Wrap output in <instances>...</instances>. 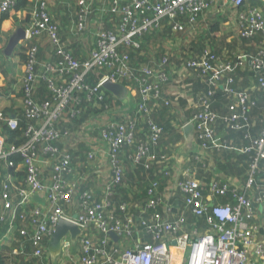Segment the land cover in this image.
Returning a JSON list of instances; mask_svg holds the SVG:
<instances>
[{
  "label": "built area",
  "instance_id": "obj_1",
  "mask_svg": "<svg viewBox=\"0 0 264 264\" xmlns=\"http://www.w3.org/2000/svg\"><path fill=\"white\" fill-rule=\"evenodd\" d=\"M225 3L226 0H112L107 15H116V30L99 32L96 47L83 62L65 49L59 37V27L47 4L43 3L39 10L32 12L27 30L29 35L23 42L26 48L30 44L21 81V111L29 120L23 128L25 142L10 145L0 135V161H10L9 169L18 171L10 159L21 160L19 167L25 173L24 182L27 185L21 190L24 204L28 206L33 198L41 194L46 198V208L35 206L29 214L21 215V218L29 219L28 225L32 229L33 258H48L47 246L59 220L73 219L66 209L77 201L79 208L74 222L84 230V236L79 239L78 264H172L173 248L183 252L182 264H264V226L259 216L262 212L264 217V171L260 165L264 162V131L253 141L254 157L242 193L238 192L240 188L231 179L211 183L205 193L195 171L187 168L183 173L184 179L178 181L173 190L161 192V187L153 184L146 193L148 205L145 209L139 204L122 205L124 216L120 219L115 214L111 199L116 198L126 177L124 158L133 166L143 162L168 161L167 157H160L153 151L164 133L163 128L150 121L148 135L143 140L135 135L137 122L121 124L104 116V121L103 118L89 121L87 129L79 133L61 130L70 116L80 118L75 108L82 103L83 96L87 95L93 101L106 82L120 85L121 81L136 82L141 101L136 112L150 116L159 102L170 106V102L164 99L165 88L172 83L178 88H185L183 79L195 73L202 79L205 89L198 94L194 102L197 111L187 125L193 126L200 149L206 150L208 143L214 144L220 128L221 118L213 108L219 89L235 99L229 106V115L221 124L237 128L239 120L256 105V101L250 98L249 90L234 91L230 88L235 79L228 52L220 58L207 48L202 58L185 60L180 64H172L164 58L154 67H144L135 74L131 70L129 55L120 50L124 45L136 47L135 38L159 28L166 19L175 34H186L185 44L190 45L198 30L207 23L206 16L210 18L213 13L216 16L231 12L241 38H262L257 56L249 62L256 71H264V0H227V5ZM17 5L18 0H0V15L15 12ZM77 7L78 20L72 31L80 37L89 28L93 0H78ZM103 13L101 10L97 14ZM180 18L183 21H179ZM44 38L55 48L58 61L40 62L39 45ZM97 71L108 73L95 88H91L86 84V78ZM42 82L53 97L51 101L39 103L34 93ZM253 84L252 90L257 87L264 89V76L254 77ZM0 123L6 124L11 131L19 129L17 114L8 118L0 113ZM74 137L77 138L75 145L72 144ZM79 142L84 143L87 150L90 149L85 152L86 163L81 162L82 168L87 167L85 176L78 172L71 154ZM126 149L135 151L131 154ZM106 162L110 172L103 199H97L91 191L79 192L83 184L94 183L95 177L101 176L100 169ZM45 164L52 167L50 180L42 178L40 166ZM92 164L97 165L94 173L90 172ZM261 175L262 180L258 179ZM7 185L5 189H9ZM177 192L183 196L189 212L205 220V233L197 229L184 231L187 223L185 213L181 210L173 213V207L168 204ZM228 194L233 196V204L217 202V197ZM2 197L5 210H12L9 193L6 191ZM160 206L163 207L162 212L158 211ZM150 211L149 217H145ZM136 212L143 216L137 217ZM1 220H5V216ZM109 233L116 234L120 242L131 241L133 245L122 251L114 245ZM20 234L26 236L27 230H21ZM146 236L152 238L151 243H142ZM68 256L69 244L66 243Z\"/></svg>",
  "mask_w": 264,
  "mask_h": 264
},
{
  "label": "crops",
  "instance_id": "obj_2",
  "mask_svg": "<svg viewBox=\"0 0 264 264\" xmlns=\"http://www.w3.org/2000/svg\"><path fill=\"white\" fill-rule=\"evenodd\" d=\"M43 1V0H38ZM46 1V0H45ZM78 1V0H77ZM77 1L74 3V8L77 6ZM225 1V0H224ZM112 0H93V14L91 15V19L89 20V28L87 29V32L84 33L83 36L77 37V39H73L75 36L73 34V28L75 24L77 23L75 16L73 14L67 16V22L71 23L68 27H66V23H62V16H66V0H48L46 4L48 5V9L50 8V11L52 15L55 17H58L57 25L59 29V37L61 39L62 44H64L65 49H67L72 54L74 53L78 60H86L89 57V54L91 51L96 47L97 42V35L99 32L102 31V29L105 28L106 25H113V19L111 21L110 15H107L108 10L111 8ZM227 3V0H226ZM225 3V5H227ZM34 11L33 9H31ZM37 10V9H36ZM79 10V9H77ZM76 8L75 11L77 12ZM101 10H103V14L98 15L97 13H100ZM27 11L21 12L19 14L15 12H12L10 14H7V19L1 24V34H0V113H5V116L8 118L14 117L17 112H20L22 109V91H21V81L23 77V64H24V49L26 48L25 43H20L12 55L8 57L6 55V49L9 44L10 38L14 35V33L19 29L23 28L26 31V38L29 35V32L27 31L31 22V16H29ZM29 16V18L27 17ZM31 15V14H30ZM51 15V16H52ZM225 16L226 15H216L213 13L211 17H214V21L220 24V28L222 30L221 25H225ZM19 18V20L17 19ZM110 17V20H109ZM208 18V16H206ZM230 17L227 16V21ZM234 17H232L231 21H233ZM22 19L26 20L25 26L22 25L20 22ZM230 22H227L229 24ZM214 23H212L213 25ZM226 24V25H227ZM115 25H117V22H115ZM27 28V29H26ZM208 27H205L203 24V27L198 30V33L196 34V37L205 36L208 33ZM229 30L232 33H227V35H222L223 31L220 32V35L218 38L214 40H206L204 41L207 44V48L212 51L214 47H211V45L216 46L215 43L221 41L223 43L222 47V56L224 53L227 52L232 55L233 59L235 57L240 60L239 68L242 72H245L244 76L247 75L249 72V69L251 67L249 60L252 59L253 53L252 51L255 49L258 51V49L261 46L262 39L259 38V42L255 41L254 44H245L242 42L239 37V34L235 29L229 28ZM186 34H179L176 35L175 38L169 40L167 46L169 45L171 48L167 47L166 49L169 50V53L172 55V57L175 54H180V52H184V48H189L191 45H186ZM195 37V38H196ZM205 37L204 40H205ZM194 39V38H193ZM191 40V42L193 41ZM208 39V38H207ZM213 41V42H212ZM33 43H36V41H33ZM173 47H172V46ZM138 45L136 44L135 49H138ZM212 48V49H211ZM76 49V51H75ZM183 50V51H182ZM171 51V52H170ZM39 55H40V62L51 60L52 62H56L59 60L58 56H55V48L50 46L49 42L46 38H44L40 45H39ZM128 55L129 53L126 52ZM153 53V51H152ZM73 54V55H74ZM150 54V53H149ZM75 57V58H76ZM172 64H178L180 62L178 59L174 61H170ZM175 62V63H174ZM235 74V70H234ZM237 77L239 78V83H242V79L240 78V75ZM195 77H186L183 79V85L185 88H178L175 84H171L169 87L165 88V96L164 99L170 102V106H166L163 102H159V104L164 105L166 108L170 107L168 109H165L164 115L165 117L170 119V126L174 130V135L172 136V140H166L161 139L163 142V156L170 158L168 161H166L164 164H161L162 162H159L162 166H151V168H147L146 175L148 177H157V176H164L168 177V179H164L163 182L158 183L159 187H161V192L168 191L178 182L182 181L184 179L183 173L187 169V161L192 154H196L201 150L198 142L196 141L195 134H194V128H193V134L192 135H186L185 129L188 127L187 123L192 118L194 113L197 111L194 102L197 100L198 94L200 91L204 89V86L202 82H197ZM247 85H250V88L253 87V79L249 80L248 75L245 78L244 81ZM45 83H41L37 90L34 93V98L36 100H40L39 91L41 92L43 90V86ZM122 86V84H121ZM244 86V85H243ZM252 86V87H251ZM171 87V88H170ZM47 88V87H46ZM170 88V89H169ZM249 88V89H250ZM42 89V90H41ZM125 90L119 96L118 98L125 101V109L126 112H120L121 110H118L119 117L125 118L129 117V114L131 112L136 111V106L134 105L135 101L133 96L135 93L133 91H130L129 89L124 88ZM48 90V89H47ZM128 90V91H127ZM199 91V92H197ZM38 93V94H37ZM255 94V93H254ZM253 97V96H252ZM221 106V102L218 99H214V110L219 115V107ZM153 113V112H152ZM252 123V122H251ZM261 123L264 127V119L261 120ZM252 126H255V121L252 123ZM2 126L0 125V135H3L1 132ZM217 136L215 137L214 144L215 146L221 145L227 142L226 139V131H222L221 128L218 129ZM247 136H239L237 139L239 146H235L237 148L236 156L232 155L227 158L221 159L219 157L215 158L210 153L205 151V155L203 152V156L207 159L208 165L204 169V175L208 176L211 180H214L213 182L220 180V179H231L235 185L239 188H242L244 186L243 181L241 178L233 175L225 168L226 165H223L226 163V160L229 159L230 162L233 164L234 169L237 173L240 172V168L243 169V164L245 163L244 159L242 157L247 152L245 149L250 144V140H254V138L250 132H246ZM263 133V132H262ZM261 133V134H262ZM261 136V135H260ZM5 137V136H4ZM160 140V141H161ZM230 143L233 144L234 140H228ZM161 142V143H162ZM253 144V143H252ZM76 149L71 150V152L75 151ZM161 155V154H160ZM77 160V166L79 168L78 172L85 176V172L83 173L82 170L84 168L81 167V162L83 157L81 155H78V157H75ZM217 159V160H216ZM124 167L126 169V175L128 174V167H133L130 163H128L127 159L124 158ZM239 164V166L237 165ZM104 167H102L101 170V176L95 177V180H93L94 183L89 182L86 183V186L83 185L80 187L79 192L83 191H91L97 199L101 200L103 199V191L105 187L106 178L109 174V168L107 166V162L104 164ZM171 167V169H169ZM18 172L23 171L19 165L17 166ZM42 170V178L45 180L52 179V167L48 165H41L40 166ZM149 169V170H148ZM169 169V170H168ZM97 170V165L92 164V167L90 168V172L94 173V171ZM207 171V172H206ZM244 175V174H243ZM197 176V175H196ZM20 178H23L20 176ZM17 176H8L6 178V183H2L0 179V264H31L32 262V253L29 254L25 250V244L22 243V239L20 237V231L25 228H30L29 219H23L21 218L22 214H29L30 209H33L35 206H40L42 208H46V198L43 194L38 195L37 197L33 198L31 203L27 206L24 204L22 196H21V190L24 188H27V185L25 182L20 179ZM71 178H68L70 180ZM8 183V188L5 189L4 186ZM12 183H14V186H12ZM151 185V184H150ZM153 186V185H152ZM133 188L130 187V191ZM138 190V188H137ZM140 190V187H139ZM9 193V199L12 203V210L6 211L3 205V194L5 192ZM147 193V192H146ZM146 193L144 194V197L147 198ZM176 194H179V205L184 206L186 211L189 212V210L185 206L184 198L181 196L179 192ZM163 199H165V195L162 196ZM135 206V202L130 203V205ZM138 206V204H137ZM78 203L77 201L74 203L73 206L70 208H67L66 211L70 216H76L78 213ZM178 210H181L180 207H178ZM191 215V214H189ZM5 216V220H1L2 217ZM188 216V215H187ZM194 220L193 223L188 224V221L184 227V231L186 232H193L194 229L199 230L200 233H205L207 230V226L205 224L204 219H198L195 216L191 215ZM261 225L264 226V217L263 213H259ZM197 220V221H196ZM30 230H32L30 228ZM116 247H119L122 251L132 246V242H115ZM152 238L145 237L142 241V243H151ZM174 258L172 264H182V258H183V252L180 251L177 248L172 249ZM62 262L61 264H78L79 262V256H80V246L78 243V246L75 251L71 250V247L69 246V258L66 257V247L64 249ZM31 255V256H30ZM47 264H51L50 257L46 258Z\"/></svg>",
  "mask_w": 264,
  "mask_h": 264
},
{
  "label": "trees",
  "instance_id": "obj_3",
  "mask_svg": "<svg viewBox=\"0 0 264 264\" xmlns=\"http://www.w3.org/2000/svg\"><path fill=\"white\" fill-rule=\"evenodd\" d=\"M76 1L77 0H66V16H62V19H63L62 23L63 24L66 23V27L71 25V23L67 22L68 21L67 16L70 15L71 12H72L71 15L73 14V16H75L76 21L78 20V10H77L78 7L75 6L77 12L75 11V8H74V3H76ZM46 2H47V0L46 1L45 0H43V1L18 0V5L16 7V13L19 14L21 12L27 11L28 13L32 14L33 11L31 9L39 10L41 5L43 3L46 4ZM256 6H259V4H256ZM49 13L52 15L50 8H49ZM30 14H28V15L31 16ZM28 15H27V17L29 18ZM7 17H8L7 14L6 15H0V34H1V24L7 19ZM52 17H53L54 22L57 24L58 23L57 22L58 17L54 18L53 15H52ZM110 17H111V21L113 19V25H109V24L106 25L105 28L102 29V31H104V32H115V30H116V29H114V27H115V22L117 20V17H116V15H110ZM110 17H109V20H110ZM17 19L19 20L18 17H17ZM90 19L91 18L89 17L88 20H90ZM181 20L183 21V18L179 19V21H181ZM205 21H207V23L205 24V27H208V29H209L206 37L204 35L203 36L200 35L199 37L194 38L193 41L191 42L192 43L191 47L184 48L183 49L184 52H180V54H175L173 57L169 53V50L166 49L167 44H168L169 40L175 38L176 35H179V34H175L173 27L171 26L170 21L168 19L164 20L161 23V25L159 26V28H155V29L151 30L149 33L135 38V42L139 46L138 49L124 45L120 48V50H121V52H128L129 53L131 70L135 74H137L144 67H154L164 58H167L170 61H174V60L178 59L180 61V62H178V64H180L181 62H183L185 60L200 59L203 56H205L206 50L208 47L204 41L209 40V39L214 40V39L218 38V36L220 35V32H221L220 31L221 30L220 24L217 23L216 21H214V17L210 16V18H206ZM20 22L22 23V25L25 26V24H26L25 19H22ZM212 23H215V24L212 25ZM203 37H205V40ZM259 38L262 39L260 36H257L255 38H248V39L247 38H241L240 40L242 42H244L245 44L250 45V44H254L255 41L259 42ZM73 39H77V36H74ZM215 45L216 46L211 45V47H214L213 49L211 48L213 54L220 57V58L223 57L222 56V47H221L223 45V43H221V41H219V42L215 43ZM29 47H30V44L27 48L24 49V53H25L24 61H26V58H27L26 54L28 52ZM149 50L156 53V59L150 58ZM75 51H76V49H75ZM258 51H259V49H258ZM258 51H256L255 49L252 51L253 53L255 52L253 54L252 58H255L257 56ZM39 54H38V58H40ZM73 56L76 57L77 55L75 56V54H74ZM228 58H230L229 61L231 62V64L234 67V70H235V74H234L235 83L233 85H231L230 88H232L234 91L249 90L248 94L252 100L256 101V105L252 106L251 109L249 110V112L245 115V117H243L239 120L237 128H234V129H232L230 127L228 128L223 123L221 124V122L223 121L224 117L229 115V106L235 102V99L233 98V96L224 92V90H221V89L217 90L216 95H215V100L218 99L221 102V106L219 107V116L221 118L220 128L222 129V131H224V130L226 131L227 142L224 144H221V145H217V146H215V144H213V143H208L207 149L205 151L210 153L215 158L218 157V159H219V157L221 159L227 158V157H229V155L230 156H232V155L236 156L237 148L235 146H239L236 138H238L239 136H241V137L247 136L246 132H250V134L252 136L254 135L253 136L254 138L258 139L260 137L261 133L264 131L263 124L261 123V120L264 119V89L257 87V89L252 90V88H250V85H247L244 82L247 75L249 77V80H252L256 76H264V71L258 72L255 69H253L252 67H250L249 72L250 71L251 72L244 76L245 72L241 73V70L239 68V64L241 63L240 60H238L236 57H235V59H233L231 54L228 56ZM76 59H77V57H76ZM79 61L83 62L84 60H79ZM106 73H108V72L97 71L96 73H92V74L88 75V77L86 78V84L88 86H90L91 88H95L99 84V82L101 81V79L104 77V75ZM237 75L238 76L240 75V78L242 79L243 84L239 83V78L237 77ZM193 76L196 78L197 82H202V79L196 73ZM121 84L124 88L131 89V91L135 92V95L133 96V98L135 101L134 105L137 108L138 104L141 102L140 99H138L139 97L137 94V91H138L137 83L136 82L121 81ZM207 86L208 85L206 84V87ZM253 86H254V84H253ZM42 88H43V90L41 89L42 91L38 92L40 95L39 99L42 101H39V100H37V101L39 103L51 101L52 97H53L51 92H49L47 90L45 84ZM204 89H205V86H204ZM197 92H199V91H197ZM125 101L126 100H122V99L118 98L113 93H111L110 91H107L103 88L100 90V94H99V96H97V98L93 97V101H90L89 98L87 97V95H84L82 103L75 108V112H79L78 117H80V118L70 116L67 123L62 125L61 130L62 131L69 130V131H72L73 133H76V132L79 133V132L83 131V129H87V124L89 121H91L93 119L100 120L101 118H103L105 116L106 118L109 117L108 118L109 120H113L114 122H119L121 124H128L129 122H137L135 135L139 139H143V140H145L147 135H148V131H149V127H150L149 122L152 121L156 125H158L159 127L163 128L164 133L161 136L162 140L163 139H166L169 141L172 140V136L174 135V130L170 126V122H169L170 119L165 117V115H164V112H165L164 108H166L164 105L157 104V108H155V110L153 111V113L150 116L138 114L136 111H134V112H131L129 114V117L122 118V117L118 116V112H119L118 110H121L124 108ZM168 108H170V107H167L166 109H168ZM17 115L19 118V129L16 131H11L6 124L0 123V125L2 126L1 132H2L3 136H5V138L7 139V143L10 145H12V144L19 145V144H22L25 142V137L23 136V131H24L23 128L25 127L26 123L29 120L25 117V115L22 111L17 112ZM6 116H8V115H6ZM96 117H99V118H96ZM106 118H103V121ZM254 121H255V126H252V123ZM256 139H254V140H256ZM162 140L158 143L157 146L153 147L154 153H156L160 157L163 156V153L165 152L163 150ZM228 140H234L233 142H235V143L230 145V144H228V143H230ZM254 140H252V141L250 140L249 146H247L245 149L247 152L242 157V159H244L245 163L240 162V164H243V169L240 168L241 170L239 173H237L235 171L233 164L228 163V162H230L229 159H227L226 163L223 164V165H226L225 168L227 169L228 174H229V172L232 175L234 173L235 176L241 178L244 185L247 183L249 175H250V171H251L250 166H251V163H252V160L254 157V151L252 150V147H253L252 143ZM76 141H77V138L74 137V142L72 144L75 145ZM88 150H90V149L88 148ZM88 150H87V147L85 146L84 143H81V142L77 143L76 150H75L76 153H74V151L71 152V154L73 155V163L77 164V160L75 157H78V155H81L83 157L82 162L84 161V163H86L85 152ZM126 150L128 152H130L131 154H133L135 151V149H131V150L126 149ZM205 151H200L196 154L190 155L186 166H187V168L195 171V173L197 175L196 179H198L201 182V184L205 188V193H207L209 190L210 184L213 183L214 180H211L208 176L204 175V169L208 165L207 160H205L207 158H205L203 156V152L205 155ZM10 160L15 163L16 168L20 164V161H21L19 158H11ZM9 162L10 161H4V160L0 161V179L2 180L1 182L6 183V178L8 176H17L19 178H20V176H22L23 178H20V179L25 181V173H23V171L18 172V171H16V169H9ZM161 164H164V163L162 162ZM161 164H159V160H157V161L152 162V163L143 162V163L138 164L136 166L132 165L133 167H131V166L128 167V170H127L128 174L126 175V177L123 181V186L118 189L116 198L114 197L111 199V202H112L113 206L115 207V214L118 218L122 219L124 216V212L121 210L122 205L135 202V203L141 205L144 209L147 207L148 199L144 197V194L151 188V186L153 184H158L159 181L163 182V180L165 178L168 179L169 176L168 177L157 176L154 178V177H148V175H146L145 172H147V168H151V166H158V165L162 166ZM86 165L90 166L89 163H87ZM237 165L239 166V164H237ZM260 165H261L262 171H264V162H262ZM86 171H87V167H85L82 170L83 173ZM125 171H126V169H125ZM262 178H263V176L261 175V178H258V179L262 180ZM130 187L133 188L131 191H130ZM139 187H140V190H139ZM137 188H138V190H137ZM242 188H240V190L238 191L239 193H242V191H243ZM179 196H180L179 194L174 193V197L168 201V204H170L171 207H173V213H176L178 210V207H180L181 211L184 212L185 216L187 217L188 224H191V223H193L194 218L191 216L192 215L191 212L186 211L185 208L184 209L182 208L184 206L179 205ZM216 199H217L218 203L224 204V205L225 204H233L235 201L231 194H228L225 197H217ZM31 210L32 209H30V211ZM158 211L162 212L163 207L160 206L158 208ZM150 213H151V211L148 212L147 215H145V217H149ZM189 214H191V215H189ZM141 216H143V215H141L140 213H137V217H141ZM23 230H27V234H26V236H21V234H20V237L22 239V243H24L26 246L25 247L26 252H28L29 254L32 253V255H33V247H32V242L30 240V236L32 234L31 230H30V228H25ZM147 237H149V236H146V238ZM45 246H47V241L45 243ZM46 260L47 259L45 257H44V260L39 259V258H33L31 264H46L47 263Z\"/></svg>",
  "mask_w": 264,
  "mask_h": 264
},
{
  "label": "water",
  "instance_id": "obj_4",
  "mask_svg": "<svg viewBox=\"0 0 264 264\" xmlns=\"http://www.w3.org/2000/svg\"><path fill=\"white\" fill-rule=\"evenodd\" d=\"M26 40V31L23 28H19L14 35L10 38L9 44L6 49V55L10 57L16 47ZM103 89L110 91L115 96L119 97L125 90L120 84H114L111 82H106L103 84ZM186 135L193 134V126H188L185 129ZM77 216H74L72 220L61 218L57 227L55 228L50 241L47 246V251L51 260V264H61L64 249L66 243L69 244L72 251H75L79 239L84 236V230L79 227L78 224L74 222ZM109 236L115 242L119 241V237L114 233H109Z\"/></svg>",
  "mask_w": 264,
  "mask_h": 264
},
{
  "label": "rangeland",
  "instance_id": "obj_5",
  "mask_svg": "<svg viewBox=\"0 0 264 264\" xmlns=\"http://www.w3.org/2000/svg\"><path fill=\"white\" fill-rule=\"evenodd\" d=\"M48 1V0H47ZM49 5V4H48ZM227 15L225 16V25H221V27H222V30H220V31H223V33H222V35L224 36V35H227V33H232L230 30H229V28H231V29H235L236 28V23H235V21L233 20V21H231V19H232V17H233V14L231 13V12H227L226 13ZM227 16L228 17H230L229 18V20L227 21ZM227 22H230L229 24H227ZM215 24V23H214ZM227 24V25H226ZM172 46V45H171ZM167 47H169V48H171L169 45L167 46ZM173 47V46H172ZM149 53H150V58H152V59H156V53H152V51L151 50H149ZM23 74H24V71H23ZM186 259H187V256H186Z\"/></svg>",
  "mask_w": 264,
  "mask_h": 264
}]
</instances>
